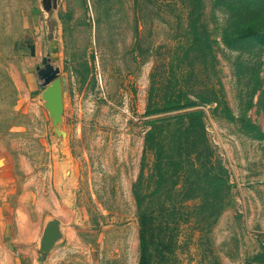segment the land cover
<instances>
[{
	"label": "rangeland",
	"instance_id": "374dc122",
	"mask_svg": "<svg viewBox=\"0 0 264 264\" xmlns=\"http://www.w3.org/2000/svg\"><path fill=\"white\" fill-rule=\"evenodd\" d=\"M245 28L264 32V0H0V264H137L145 123L176 114L144 116L151 80L204 113L210 165L189 157V181L147 191L149 264H264V45ZM47 58L60 136L35 78Z\"/></svg>",
	"mask_w": 264,
	"mask_h": 264
},
{
	"label": "trees",
	"instance_id": "16d2710c",
	"mask_svg": "<svg viewBox=\"0 0 264 264\" xmlns=\"http://www.w3.org/2000/svg\"><path fill=\"white\" fill-rule=\"evenodd\" d=\"M239 35L242 39L251 38L257 44L264 45V32L257 33L250 28H245L239 32ZM156 82L157 80L150 81L144 116L157 117L173 112L176 114L153 118L145 123L147 129L142 141L139 172L131 187L138 224L139 258L137 264H149L148 247L155 239L152 216L144 206L147 191L152 189L153 192H157L166 183L169 185L168 189L171 190L179 180L189 181V178L185 176L184 167V162L189 157L197 160L201 153H205L198 166L200 169L204 163L210 162V154L203 133L204 113L201 110H195L198 105L181 90L172 96L163 94L159 97L153 91ZM147 157L151 162L150 166L145 168L144 161ZM203 170L206 186L213 187V189L220 188L222 185L220 179L214 174L209 175L208 167H204ZM199 195L202 197V194ZM159 243L162 250L167 249V245ZM159 252H161L160 249Z\"/></svg>",
	"mask_w": 264,
	"mask_h": 264
},
{
	"label": "water",
	"instance_id": "95a60500",
	"mask_svg": "<svg viewBox=\"0 0 264 264\" xmlns=\"http://www.w3.org/2000/svg\"><path fill=\"white\" fill-rule=\"evenodd\" d=\"M48 1L49 0H41L43 8L46 7ZM51 6H55V0H51ZM58 72V68L54 67L47 58L44 65L35 73V78L39 82V87L43 88L40 93L42 107L47 112L53 132L56 136L64 135L58 130V127L61 124L62 97L65 86L64 78H58ZM56 237L54 223L51 222L46 226L39 245V252L41 254H46L52 246V240Z\"/></svg>",
	"mask_w": 264,
	"mask_h": 264
},
{
	"label": "flooded vegetation",
	"instance_id": "af4514ba",
	"mask_svg": "<svg viewBox=\"0 0 264 264\" xmlns=\"http://www.w3.org/2000/svg\"><path fill=\"white\" fill-rule=\"evenodd\" d=\"M49 1H51V0H49Z\"/></svg>",
	"mask_w": 264,
	"mask_h": 264
}]
</instances>
